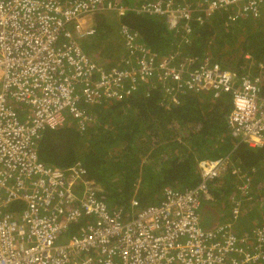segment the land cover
<instances>
[{"label":"built area","instance_id":"built-area-1","mask_svg":"<svg viewBox=\"0 0 264 264\" xmlns=\"http://www.w3.org/2000/svg\"><path fill=\"white\" fill-rule=\"evenodd\" d=\"M127 6L164 19L171 33L187 41L193 11H223L235 22L261 16L264 0H145ZM123 9L120 0H0V264H258L264 260V225L252 234H240L237 225L259 170H242L232 152L200 159L198 182L166 187L158 202L142 207L133 196L130 216L101 196L82 162L60 167L40 159L46 129L63 126L69 116L84 129L94 118L86 105L121 101L147 85L161 88L172 105L191 93L212 99L230 94V135L237 144L264 147L262 62L247 54L255 71L249 74L211 55L157 54L120 21L126 57L106 64L81 41L96 33V13L120 15ZM227 174L237 178L231 218L204 227L202 201L215 199L212 183ZM75 224L77 231L68 234Z\"/></svg>","mask_w":264,"mask_h":264},{"label":"trees","instance_id":"trees-1","mask_svg":"<svg viewBox=\"0 0 264 264\" xmlns=\"http://www.w3.org/2000/svg\"><path fill=\"white\" fill-rule=\"evenodd\" d=\"M120 1L126 9L120 18L115 15L116 19L137 31L142 43L157 54L182 50L198 59L211 55L224 67L238 71H243L245 54L264 62V18L233 22L223 11L208 15L204 10H195L191 36L183 41L169 31L164 19L135 13L127 6L145 0ZM198 16L208 20L202 23ZM94 17L96 33L81 41L84 50L96 58L99 54L105 57L106 64L119 63L126 57V49L125 40L117 32L116 19L110 20L102 12ZM163 92L147 85L121 101L86 105L94 118L84 129L69 116L63 126L43 132L38 143L40 159L60 167L82 162L87 177L100 187L101 196L130 216L133 196L143 207L158 202L166 187L193 186L199 180L197 163L202 157L214 158L235 149L234 159L241 168H259L252 183L249 215L264 223V147L236 144L230 135V95L212 99L207 94L191 93L183 95L178 105H172ZM212 186L217 208L229 210V196L237 193L233 178L228 176L223 185L217 182ZM77 227H70L68 234ZM258 264H264V260Z\"/></svg>","mask_w":264,"mask_h":264},{"label":"clouds","instance_id":"clouds-1","mask_svg":"<svg viewBox=\"0 0 264 264\" xmlns=\"http://www.w3.org/2000/svg\"><path fill=\"white\" fill-rule=\"evenodd\" d=\"M106 13H108V12H104V13H102V14H106ZM110 13H114L115 15H117V16L119 17V15H118L117 13H115V12H110ZM106 15H110V14H106ZM120 15H121V14H120ZM263 15H264V8H263V10H262L261 16H258V17H255V18H249V19H259V18H261ZM119 18H120V17H119ZM119 22H120V21L117 19V20H116V29H117V32H118ZM246 55H247V54H245V59H246V61H245L244 65H243V71H248L249 74H254L255 71L249 69V67H252V66L249 64V61H250V60H248V59L246 58ZM249 55H250V54H249ZM250 56H251V55H250ZM251 57H252V56H251ZM252 59H253V57H252ZM253 60H254L255 62H262V63L264 64L263 61H257V60H255V59H253ZM253 68H254V67H253ZM243 71H242V72H243ZM263 80H264V75H263ZM263 84H264V82H263ZM225 94H228V93H225ZM229 95H230V94H229ZM230 97H231V95H230ZM231 102H232V101H231ZM105 103H106V102H105ZM87 106H88V105H87ZM71 118H72V117H71ZM232 138H233V137H232ZM233 139H234V138H233ZM234 140H235V139H234ZM236 144H237V143H236ZM234 151H235V149H233V150L230 151V152H232L233 155H234ZM228 153H229V152H228ZM226 154H227V153H226ZM224 155H225V154H224ZM202 158H203V157H202ZM233 159H234V156H233ZM234 161H235V159H234ZM235 163H236V162H235ZM236 165L239 166L237 163H236ZM239 167H240V166H239ZM255 167L259 170V168H258L257 166H253V167H251V168H247V169L251 170L252 168H255ZM240 168H241V167H240ZM241 169H242V170H247V169H243V168H241ZM263 170H264V169H263ZM258 173H259V171L256 172V174H255L254 177H253V180L256 178L257 175H259ZM228 176H230V177L233 178V181L235 182V186H234L233 188H235V187H236L237 178L234 177V176L231 175V174H227V175H225L224 177H222V178L218 181V185H219V186H220V185H223V184H224V179L227 178ZM252 183H253V181H252ZM212 184H214V182H213ZM211 189H212V193H213L215 199H207V200H210L211 202H213V203L216 204V202H217V196H216V193L214 192V187L212 186ZM234 190H236V189H234ZM255 191H256V193L258 192V190H256V189H255ZM230 196H231V195H230ZM230 196H229V201H230ZM252 200H253V185H252V188H251V193H250V195H249V198H248V199H244V201H243L244 204H245L246 201L249 202L248 205H247V207H246L245 205H243V207H244V212H243V214H244L245 212L252 213V212H250V209H251V208H249V205H250V203L252 202ZM216 205H217V204H216ZM231 206H232V204H231V201H230V209L228 210V208H227V210L225 209V210L222 211L223 214H226V215L228 216V219L225 220V221H224L223 219L217 220L216 222H214V223L216 224V226L219 225V224H222V223H224V222H226V221H228V220L231 218ZM219 210L221 211V209H219ZM243 214H242V215H243ZM242 215L240 216V220H241ZM240 220H239V223H240ZM239 223H238V225H237V228H238V232H239L240 234H243V233H245V232L250 233V234L253 233L254 229H253L252 231H243V230H241V229L239 228ZM261 225H264V223H262V222L260 221V219H259V222L257 223L256 228L259 227V226H261ZM256 228H255V229H256Z\"/></svg>","mask_w":264,"mask_h":264},{"label":"rangeland","instance_id":"rangeland-1","mask_svg":"<svg viewBox=\"0 0 264 264\" xmlns=\"http://www.w3.org/2000/svg\"><path fill=\"white\" fill-rule=\"evenodd\" d=\"M106 14H110V15H106L108 16L109 18H111L110 20L112 19H116V16L114 13H106ZM96 17V16H95ZM94 17V19H95ZM261 18H264V15L261 17ZM93 19V20H94ZM117 20V19H116ZM115 20V22H116ZM92 54H95V53H92ZM96 55V54H95ZM98 59L100 61H104L106 60L105 57H102L99 55H97ZM214 59V58H213ZM204 158H208V157H204ZM258 193V192H257ZM218 206L211 202L210 200H203L202 201V205L200 207V225L204 226V227H207V228H211V227H214L216 226L215 223H209V220H208V214L213 210V209H216ZM250 213L248 212H245L242 217H241V220H240V223H239V228L243 231H252L253 229L256 228V225L257 223L259 222V218H253L251 219L250 218Z\"/></svg>","mask_w":264,"mask_h":264},{"label":"crops","instance_id":"crops-1","mask_svg":"<svg viewBox=\"0 0 264 264\" xmlns=\"http://www.w3.org/2000/svg\"><path fill=\"white\" fill-rule=\"evenodd\" d=\"M259 174V173H258ZM223 219L224 221L228 219V216L226 214H223L222 211H220L218 208L213 209L209 214H208V220L210 223L216 222L218 219ZM219 219V220H220Z\"/></svg>","mask_w":264,"mask_h":264}]
</instances>
